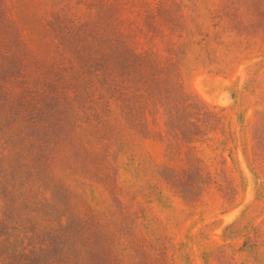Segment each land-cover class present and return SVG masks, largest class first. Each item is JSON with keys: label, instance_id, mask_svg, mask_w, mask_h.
<instances>
[{"label": "rangeland", "instance_id": "1", "mask_svg": "<svg viewBox=\"0 0 264 264\" xmlns=\"http://www.w3.org/2000/svg\"><path fill=\"white\" fill-rule=\"evenodd\" d=\"M0 264H264V0H0Z\"/></svg>", "mask_w": 264, "mask_h": 264}]
</instances>
